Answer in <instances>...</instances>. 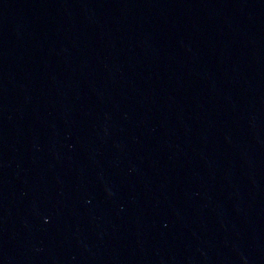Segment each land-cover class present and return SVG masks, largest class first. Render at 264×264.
I'll return each instance as SVG.
<instances>
[{
  "label": "water",
  "instance_id": "95a60500",
  "mask_svg": "<svg viewBox=\"0 0 264 264\" xmlns=\"http://www.w3.org/2000/svg\"><path fill=\"white\" fill-rule=\"evenodd\" d=\"M0 264H264V0H0Z\"/></svg>",
  "mask_w": 264,
  "mask_h": 264
}]
</instances>
